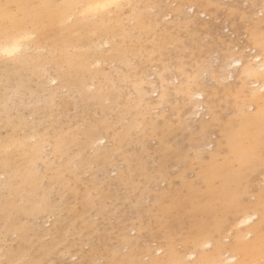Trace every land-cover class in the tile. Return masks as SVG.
<instances>
[{
	"label": "rangeland",
	"instance_id": "1",
	"mask_svg": "<svg viewBox=\"0 0 264 264\" xmlns=\"http://www.w3.org/2000/svg\"><path fill=\"white\" fill-rule=\"evenodd\" d=\"M125 2L107 28L58 21L0 62V261L203 264L260 236L264 81L229 61L259 67L264 0ZM168 66L160 108L151 80Z\"/></svg>",
	"mask_w": 264,
	"mask_h": 264
},
{
	"label": "snow or ice",
	"instance_id": "2",
	"mask_svg": "<svg viewBox=\"0 0 264 264\" xmlns=\"http://www.w3.org/2000/svg\"><path fill=\"white\" fill-rule=\"evenodd\" d=\"M137 6L125 2V0H57L53 3H12L0 0V62L7 64L20 61L26 54L33 51L40 39L41 31L47 29L59 21L61 25H80L95 29H104L109 27L110 21H115L119 17L129 16L131 11ZM260 65L257 68L251 63H246L245 59L229 61V65L235 64V76H242L251 81L257 74L261 81H264V49L259 54ZM242 70V71H241ZM174 66L166 67L165 72L160 75V82L157 83L153 77L152 86L157 89H164L163 94L157 91L155 95L159 97L158 107L162 108L171 103V97L167 94V83L169 72H175ZM140 70L136 68V76L139 77ZM207 74V73H205ZM127 83L129 88H135L136 92L143 94L144 84L147 80L132 79L131 74H127ZM189 81L193 79L191 72L187 73ZM198 77V74H197ZM179 82V81H178ZM198 82V81H197ZM260 119L261 126L264 128V88L261 89L260 96ZM156 104V100L150 101ZM250 113L256 112V105L253 103L249 107ZM214 157L226 156L225 146L221 142L219 148L211 153ZM260 155L264 159V135L260 141ZM202 161H207V155L201 157ZM41 187L45 185L41 183ZM223 195H228L226 191ZM264 212V209H262ZM250 220L254 221L255 217ZM259 249L260 259L255 261L249 258L234 257L230 264H264V225L260 229L258 242H250L246 246V253L251 255ZM0 264H29V262L0 261ZM40 264H49V262H40ZM81 264H137L136 261H91L84 260Z\"/></svg>",
	"mask_w": 264,
	"mask_h": 264
},
{
	"label": "bare ground",
	"instance_id": "3",
	"mask_svg": "<svg viewBox=\"0 0 264 264\" xmlns=\"http://www.w3.org/2000/svg\"><path fill=\"white\" fill-rule=\"evenodd\" d=\"M9 1H11V0H6V2H9ZM74 2H78V0H74ZM58 22V21H57ZM254 59V62H256V63H258V65H260V61H259V55L257 56V57H255V58H253ZM254 78H257V79H259V76H258V74L254 77ZM260 80V79H259ZM262 88H264V83H262V86H261V89ZM254 93V92H253ZM200 96V95H199ZM253 97H256V93H254L253 94ZM260 112V111H259ZM251 208H255V210H257V209H260V206L258 205V203H257V206H255L254 207V205L251 207ZM251 208H247V210L248 209H251ZM244 212H246V211H244ZM248 212V211H247ZM251 217H255V219L258 217V212L257 211H254V212H252V214H248V215H246V216H244V217H241L240 219L242 220V218H244L242 221H241V223L240 224H244V223H250V222H252V220H250V218ZM239 224V225H240ZM252 234V233H251ZM260 237V236H259ZM259 237L256 239V241L255 242H253V243H256V242H258V240H259ZM249 243L247 242V243H243V242H240V241H238V245H237V247H236V249L235 250H237L240 254H242V258H249V259H252V260H257L259 257H260V253H259V249H258V247H257V249L255 250V252L253 253V254H251V255H248L247 253H246V251H245V249H246V246L248 245ZM207 247H209L210 245H211V243L210 242H207L206 244H205ZM241 256V255H240ZM189 257V256H188ZM191 257V256H190ZM234 257H238V255L237 254H235V255H232V256H227V257H223L221 260L220 259H216V260H209L208 259V261L207 262H201V263H203V264H230V262H231V260L234 258Z\"/></svg>",
	"mask_w": 264,
	"mask_h": 264
}]
</instances>
